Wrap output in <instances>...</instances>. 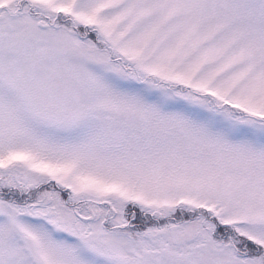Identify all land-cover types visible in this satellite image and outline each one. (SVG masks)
Masks as SVG:
<instances>
[{
  "label": "snow or ice",
  "instance_id": "6c2138e0",
  "mask_svg": "<svg viewBox=\"0 0 264 264\" xmlns=\"http://www.w3.org/2000/svg\"><path fill=\"white\" fill-rule=\"evenodd\" d=\"M0 264H264V0H0Z\"/></svg>",
  "mask_w": 264,
  "mask_h": 264
}]
</instances>
